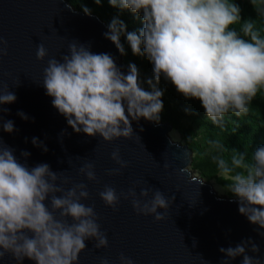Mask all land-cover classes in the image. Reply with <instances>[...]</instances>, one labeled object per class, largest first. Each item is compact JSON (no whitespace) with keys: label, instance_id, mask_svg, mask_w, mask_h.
<instances>
[{"label":"clouds","instance_id":"9594fccd","mask_svg":"<svg viewBox=\"0 0 264 264\" xmlns=\"http://www.w3.org/2000/svg\"><path fill=\"white\" fill-rule=\"evenodd\" d=\"M94 2L100 5L102 0ZM249 2L255 19L244 18L236 0H108L112 7L130 10L142 21L138 32L127 31L125 22L116 16L103 35L121 55L125 54L121 36H126L132 53L147 58L153 65L154 79L146 81L151 90L141 86L134 63L129 64L125 74L112 55L94 53L90 44L76 40L68 44V54L48 59L42 85L53 98V107L76 133L92 137L98 134L106 142L131 138L135 134L132 122L141 118L159 124L164 93L158 85L162 77L186 99H198L207 120L226 132L233 117L249 116L253 101L257 97L264 99V24L260 22L264 18V0ZM83 11L91 15L88 7ZM5 43L0 36V57L7 54ZM36 56L41 61L48 56L43 43L37 45ZM7 88L0 82V106L17 99ZM9 111L0 107V113ZM17 115L29 119L22 111ZM0 129L11 134L14 122L4 121L0 115ZM171 142L176 143L173 139ZM32 144L48 151L38 138H32ZM208 145L216 153L212 160L218 176L226 182L224 191L236 198L241 215L264 229V146L256 147L249 157L246 150L230 149L219 139L209 140ZM229 150L230 159L224 156ZM15 151L0 136V261L10 255L16 264H23L26 258L34 264H77L86 241L94 240L96 249L106 248L108 239L97 222L94 206L82 203L89 199L87 184L65 189L70 180L63 171L55 172L47 163L30 167L27 159L31 153L22 150V161ZM111 158L120 168L127 167L118 149ZM191 163L179 171L192 173L188 168ZM79 173L88 181H97L93 163L86 162ZM119 173V168L108 172ZM191 180L203 185L206 179L192 174ZM150 191L151 188H142L139 197H148ZM99 196L113 210L121 197L131 198L138 215H154L157 221L165 218L170 205L159 189L151 199L141 200L135 188L118 195L114 187L105 185ZM174 200L175 196L171 197ZM259 234L264 236V232ZM219 251L226 256L221 264H230L239 256L243 257L241 264H264L258 255L247 254L260 251L251 238ZM119 259L121 264H133L123 254ZM101 264H108V260L102 259Z\"/></svg>","mask_w":264,"mask_h":264},{"label":"water","instance_id":"95a60500","mask_svg":"<svg viewBox=\"0 0 264 264\" xmlns=\"http://www.w3.org/2000/svg\"><path fill=\"white\" fill-rule=\"evenodd\" d=\"M107 31L108 24L97 14L86 15L67 0H0V36L6 42L7 52L0 57V82L17 97L14 103L0 106L10 110L0 115L4 121L12 120L15 128L11 134L0 129V136L22 161V150L31 153L27 159L30 167L47 163L53 171H63V176L70 180L65 189L73 184H87L89 199L82 203L94 206L108 246L96 249L94 240L86 241L87 247L79 254L77 264H101L102 259H107L108 264H121V254L131 258L133 264H221L226 259L219 251L221 247H235L248 238L260 251L247 254L258 255L264 261V236L259 234L264 229L239 213L236 198L220 197L208 181L200 185L191 180V173L179 171L191 163V149L178 141L171 142L172 126L168 122L160 121L157 125L141 118L132 122L140 139L134 134L129 139L106 142L98 134L92 137L76 133L53 107V98L42 85L43 70L48 59H60L68 54L72 40L90 44L94 53L112 55L121 71L128 73L129 65L104 37ZM40 43L48 50L43 61L36 56ZM21 111L29 119L17 115ZM34 137L43 142L47 152L32 144ZM117 149L127 163L125 168H120L111 158ZM86 162L94 164L98 182L88 181L79 173ZM118 168L119 174H108ZM105 185L114 187L118 195L135 188L141 200L151 199L159 189L170 200L166 213L158 209L165 218L157 221L154 215H138L131 198L121 197L113 210L99 196ZM142 188L152 189L148 197H139ZM56 215L59 217L58 212ZM68 220L72 222L71 218ZM242 260L239 256L230 264H241ZM0 264H16V261L8 255ZM23 264L34 262L26 258Z\"/></svg>","mask_w":264,"mask_h":264},{"label":"trees","instance_id":"16d2710c","mask_svg":"<svg viewBox=\"0 0 264 264\" xmlns=\"http://www.w3.org/2000/svg\"><path fill=\"white\" fill-rule=\"evenodd\" d=\"M73 7L83 11V7H88L91 13L97 14L107 24L119 16L127 25V31H137L142 28V21L137 18L130 10H120L112 7L108 0H102L97 5L94 0H67ZM242 9L244 18L255 19L256 13L249 0H236ZM84 12V11H83ZM260 22L264 24V18ZM121 43L124 45L125 54L122 55V61L126 64L134 63L139 72L141 86L150 91L147 79H154L153 65L145 56L134 55L130 45L127 43L126 36H121ZM163 91L162 101L163 110L160 113V121L168 122L175 129L185 145L192 151V163L190 167L196 170L206 180L217 179L219 183L225 184L217 173L218 168L212 160L216 155L215 151L209 150L208 141L219 139L230 149L235 148L238 151L246 150L251 156L256 147L264 146V99L257 97L253 103V111L247 117L235 118L229 122L226 132L213 126L210 120H207L205 111L198 99H186L178 93L170 81H165L163 77L158 85ZM188 109L189 111H185ZM191 137V140L189 138ZM231 151L224 153L225 158L230 159Z\"/></svg>","mask_w":264,"mask_h":264},{"label":"rangeland","instance_id":"374dc122","mask_svg":"<svg viewBox=\"0 0 264 264\" xmlns=\"http://www.w3.org/2000/svg\"><path fill=\"white\" fill-rule=\"evenodd\" d=\"M169 135L174 141H178L182 144H185L184 140L175 129L172 128V130L169 131ZM189 169L192 172L191 174H193L194 176L203 178L199 172H197L196 170H192L190 166ZM217 175H219V172L217 173ZM205 181H208L211 184L216 194L219 195L220 197H234L230 192L224 191L225 184L219 183L217 179L212 178L210 180H205Z\"/></svg>","mask_w":264,"mask_h":264}]
</instances>
